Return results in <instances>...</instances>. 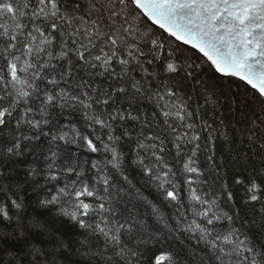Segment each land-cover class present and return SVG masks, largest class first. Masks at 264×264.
<instances>
[{"label": "snow or ice", "instance_id": "snow-or-ice-1", "mask_svg": "<svg viewBox=\"0 0 264 264\" xmlns=\"http://www.w3.org/2000/svg\"><path fill=\"white\" fill-rule=\"evenodd\" d=\"M0 264H264V0H0Z\"/></svg>", "mask_w": 264, "mask_h": 264}, {"label": "trees", "instance_id": "trees-1", "mask_svg": "<svg viewBox=\"0 0 264 264\" xmlns=\"http://www.w3.org/2000/svg\"><path fill=\"white\" fill-rule=\"evenodd\" d=\"M24 195H25L26 199L29 201L30 205L35 203V201L37 199V195L35 193H33L31 190H28L26 193H24ZM145 195H147V192H145ZM32 211H33L32 207L30 206L29 209H28L29 214H31ZM41 219H47V217H41ZM51 227H53V228L61 227L60 221L56 220V221L52 222L51 223Z\"/></svg>", "mask_w": 264, "mask_h": 264}]
</instances>
